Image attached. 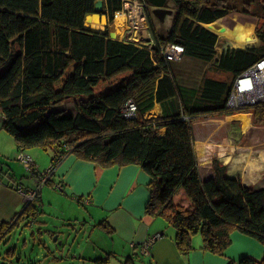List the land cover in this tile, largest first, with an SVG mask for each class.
Here are the masks:
<instances>
[{
	"label": "trees",
	"instance_id": "trees-1",
	"mask_svg": "<svg viewBox=\"0 0 264 264\" xmlns=\"http://www.w3.org/2000/svg\"><path fill=\"white\" fill-rule=\"evenodd\" d=\"M95 1L0 0V128L16 151L49 149L50 163L72 153L102 167L138 165L148 175L145 212L176 229L183 253L199 233L201 249L223 254L231 227L264 248V187L243 185L218 160L202 182L192 132L201 115L233 113L225 109L232 79L264 56L262 28L255 29L261 45L218 53L217 35L206 25L232 12L264 24V0H170L175 12L163 38L148 17L151 45L83 29ZM102 4L112 20L123 0ZM164 41L180 45L181 57L230 73L231 81L177 79L161 53ZM128 101L135 106L130 118L122 111ZM156 103L161 114L146 117ZM246 109L263 119L264 103ZM37 204L24 201L23 211L33 207L35 216ZM237 264H264V250L259 260L245 256Z\"/></svg>",
	"mask_w": 264,
	"mask_h": 264
},
{
	"label": "crops",
	"instance_id": "crops-1",
	"mask_svg": "<svg viewBox=\"0 0 264 264\" xmlns=\"http://www.w3.org/2000/svg\"><path fill=\"white\" fill-rule=\"evenodd\" d=\"M166 3L169 4L171 1L166 0ZM132 4L135 5V2L133 1ZM129 7L128 4L126 6L128 14H130ZM121 10L117 11L115 15ZM151 15L153 19L154 15ZM169 15L171 14H166L163 21H160L154 16V21L159 20L158 22L162 26H167L165 28L166 32L171 26V21L168 22L165 20V17ZM253 25L254 24H252V26ZM143 26L144 25L139 23V26L136 28L138 32L134 33L131 31L129 35L134 36V38L135 36H137L136 38L140 37V30L143 32L145 31ZM126 30L127 27L123 30L124 37L122 39L129 36ZM166 32L161 33L157 31L159 35H165ZM118 40H121V37H119ZM231 48L237 47L233 46ZM233 80L229 88H231ZM156 105L158 112L151 115L152 112L150 111L153 110ZM151 110L146 113V117L161 114L159 103H156ZM240 114L245 115L242 112H233L227 114L225 118H227V121L233 122L232 116ZM194 121L193 124H198L199 122L197 120ZM213 121H217V119H206L208 123ZM252 128L255 130H252ZM249 130H251L252 133L256 132L259 134L258 138L255 139L258 140L257 142H253L255 135L251 136L253 140L251 144L247 143V140H245V142L237 141L243 136L239 128H231V136L228 135L225 141L219 142H215L211 139V130L201 131L205 134V137L203 140L199 141L198 145L200 147L197 148L195 145L196 148H194L200 178L208 179L212 177L213 170L211 168V162L213 160H218L226 166V174L228 176L238 177L245 186H259L263 188L264 183L256 186L254 183L264 182V146H261L264 144V126L250 125ZM2 131L4 130L0 128V132ZM261 135L263 136L260 137ZM3 139H5V136H0V143ZM13 143L16 151L15 142L13 141ZM36 147L47 152L49 160L51 159L52 152L49 149L45 150L40 146ZM29 149L30 148H27L22 151L31 157L33 168H37L38 164H42L46 159V157H44L45 154H42L38 149H33L34 151L32 150V153ZM197 151L201 152V158L197 156ZM60 161L51 180L42 185L40 191H37L38 197H34L35 201L38 203L37 205H39V211L44 212L40 217L49 219L47 220V224L42 226L45 228L53 225L58 226L56 224L57 221L62 219L68 221L67 224H63L66 231L65 236L68 235L67 239L70 238L71 234L74 232L75 235L73 238L79 236L80 231L78 232L76 226L79 224L81 229L85 232L82 236V241L87 243L89 241H100V238L93 236V232L101 229L104 231L103 235L105 240L110 241V243L106 246L94 248L91 252H88L86 248L81 250H70L68 252L60 250V258L58 257L59 259L56 258V261L49 262L48 260L43 262L42 260L34 258H29L27 261L16 258V261H14V255H10L11 257L9 260V254L13 251L12 247H10L4 255L0 250V259L5 261L1 264H54V262H58L57 260L65 262L69 259H71V261L66 264H237L240 257H254L252 255H255L253 250L241 245L237 247V250L241 251L238 256H236L234 252L232 254L229 252L228 254L211 253L201 249V245L199 249L194 251L191 250L192 247L187 253L181 252L175 243V236L172 237L171 233H169V235L164 233L163 229L165 227H163L162 221L165 222V218L159 215H150L145 212V205L149 196L147 187L148 175L136 164L102 167L88 161L80 160L72 153H67ZM85 164H91L93 167H86ZM249 170H251V172H249ZM5 178H7L6 183L3 182ZM23 178L24 179H16L14 176L9 175V172H5L4 167L0 163V237L5 234L6 224L18 213L23 205L21 202V197L23 196L16 191V187L22 186L25 190L35 189V174L24 175ZM105 188L108 196L100 204L103 207H111L109 208L111 211L108 214H104L97 225L92 226L88 223L93 222L95 217L94 213L92 210H83L78 204L84 206L89 205L92 200L99 198L98 194ZM85 199H88L89 203L85 204ZM109 204L112 205L108 206ZM34 211L35 209L30 207L23 220L24 224L29 222L27 216L32 218ZM81 216L84 217L82 223L79 222ZM86 217L90 218L91 221L87 222L85 220ZM28 224L27 226L33 225ZM36 225L38 226V224ZM89 229L91 233L87 237L86 233ZM54 230L55 232L51 234L52 237L54 234L58 233L57 229ZM60 230H62V228H60ZM157 234L160 235V237L154 239ZM58 236L57 234V238L54 242L58 240ZM235 236L245 238V235L240 233H236ZM150 239H153V242L147 249L148 253H142L141 247L148 244ZM131 243L135 245L132 246ZM198 243L201 244L200 241H198Z\"/></svg>",
	"mask_w": 264,
	"mask_h": 264
},
{
	"label": "rangeland",
	"instance_id": "rangeland-1",
	"mask_svg": "<svg viewBox=\"0 0 264 264\" xmlns=\"http://www.w3.org/2000/svg\"><path fill=\"white\" fill-rule=\"evenodd\" d=\"M127 1L124 2L123 0V7L122 10L120 11L122 16L124 17L123 20H118V14L115 16V13L113 15V19L112 21L106 25L109 29V31L114 30L116 31L119 28L120 23L122 22L124 23V26H126L127 24V20L130 21V30L134 33L138 32L137 29H135L136 27L139 26V23L144 25V29L145 31L143 32L141 31V36L138 37V41L140 42L141 39L145 40L147 38L146 43L150 42V36L151 34L149 32L148 29V23L146 21V19L141 18V15L139 14V12L137 11L136 7H129L130 8V14L127 13V11H124L123 9L126 8L127 6ZM171 8L174 9V5L171 2L170 3ZM174 12V11H173ZM172 13V12H171ZM234 13V12H232ZM151 15V14H150ZM131 18V19H130ZM147 18V17H146ZM172 14L169 15L168 17H165V20L168 22H172ZM254 25L250 27L249 29V33L250 36L252 37L250 45L248 46H244L243 48H247V47H253L256 45H261V40L259 38H257V33L255 32V29L258 28H262V30L264 31V24L263 23V19H259L257 20L256 18ZM159 21V20H158ZM157 20L154 21V16L152 19V22L154 24V29L156 31H159L161 33H165L166 30L165 28L167 26H162ZM168 24V23H167ZM171 25V24H170ZM217 29L219 30V28H224V26L220 25L219 23H215ZM147 26V27H146ZM262 26V27H261ZM104 28V27H103ZM102 28V29H103ZM123 33V31H122ZM215 34L217 35L218 38V46H217V51L218 53H220L222 51V49L224 47H227L228 45L226 44V41H231L232 40L228 37V36H223L221 34H218L217 32H215ZM137 35V34H136ZM163 35V34H161ZM119 37H121V39L124 37L123 34H121ZM119 37H117L116 39H118ZM137 37V36H136ZM124 40V39H123ZM145 42V41H144ZM233 45V44H232ZM234 47H237L235 45H233ZM169 65L171 68L174 69V71L176 72V78L179 80H183L185 82H198L201 78L203 77H210V78H214V79H223L225 81H231L232 79V75L230 73H225L223 71H220L218 69H216L215 66H213L212 63H203L200 62L196 59L193 58H186L183 57L179 60H173V61H169ZM122 75H118L116 77V79H112L114 81L118 80L119 78H121ZM233 80V79H232ZM157 105L155 106V108L152 110L151 115H153L154 113L158 112L156 109ZM63 108H67V109H71V106L69 103H65ZM238 112H242L245 115H234L232 116V119L234 120L232 121H227V118H225V113H212V114H205V115H201L199 117H197V121L198 124H193L192 122V132H193V147H195V145L198 147H200L199 141L203 140L205 137V134L202 133L201 131L203 130H211V139L215 142H219V141H225L226 137L230 134L231 128H239L241 129L243 136L241 138H239L237 141H243L245 142V140H247V143L251 144V141H253L251 139V136L255 135V138H258L259 134L256 132H251V130H249L250 125L253 126H264V116L263 119L260 121L257 118L253 117L252 112L248 111V109H244L242 111H238ZM248 116H247V115ZM209 118H216L217 121H213V122H206V119ZM230 119V118H228ZM195 122V121H194ZM246 123V124H245ZM252 127V126H251ZM252 130H255L252 128ZM0 136H5V139H3L0 143V163L1 165L4 167V171L5 172H9V175L14 176V178L16 179H24V175L27 176L29 174H32L31 171L27 170L25 168V166L19 162L17 159L15 160V156H16V151H15V147H14V143H13V138L10 134H8L5 131L0 132ZM263 135H261L260 137H262ZM240 137V136H239ZM261 146H264L261 145ZM33 149H38L42 154L44 153L46 157V159L42 162V164H38L37 167V171L34 170L33 173H39L45 169H47L50 166V160H49V156L47 152H44L42 149L33 146L30 147L29 151ZM34 151V150H33ZM33 153V152H32ZM197 156H199V158H201L202 156L200 155L201 152L197 151ZM249 160V159H248ZM198 165V164H197ZM86 167H93V165L91 164H85ZM249 172H251V170H249ZM29 173V174H28ZM199 173V171H198ZM4 183L7 182V178L4 179L3 181ZM264 182H257L254 183L255 186L256 185H260L263 184ZM99 198L92 200L91 203L87 206H84L82 204H78L80 206V208H82L83 210H92V212L94 213L95 217L93 219V222H90L91 219L86 217L85 220L87 222H90L88 224H91L92 226L97 225L100 220L103 218L102 216L104 214H108L111 209V207H103L100 203L102 201H104L106 199L107 195V191L106 188L103 189L99 194H98ZM178 199V198H177ZM112 204H109L108 206H111ZM18 211V210H17ZM16 211V212H17ZM44 212L38 211L35 216H32V218L28 217V221H32V226L28 227L25 226L26 224L23 223V219L18 221L17 224H14L4 235H2L0 237V250L3 253V255L5 254V252H7V250L12 247L13 251L9 254L8 259L10 260V255H14V261H16L17 259H21L23 261H27L29 258L31 259H38V260H42L43 262H45L46 260L49 261H56V258H60V250H65L66 252L70 251V250H81L83 248H86L88 252H91L94 248H99L100 246H106L110 243V241L105 240V237L103 235L104 231L99 229L98 231L93 232V236L100 238V241H89L88 243L85 241H82V236L83 234H85V232L81 229V226L79 224H77V230L78 232L80 231V234L78 237L73 238V236L75 235V232L71 234L70 238H66V236L64 234H60L58 236V240L53 242V237L51 236L52 233L55 232L54 229H57L58 231L60 230V228H62V231L64 233H66L65 228L63 227V224H66L68 221L65 220H58L57 221V225L58 226H51L48 228L43 227L42 225L47 224V220H49L48 218H41L40 216L43 215ZM30 219V220H29ZM84 217L81 216V219L79 220L80 223H82ZM38 220H42L44 222H38ZM163 227H165L164 233L166 235H169V233L172 234V237L175 236L176 234V229L170 225L166 220L165 222H163ZM38 224V226L36 225ZM32 228V230H31ZM97 228V226H96ZM39 229V231H38ZM45 229L47 230V232L45 231ZM33 231V232H32ZM41 231V233H40ZM91 233V230L89 229L88 232L86 233V236L88 237L89 234ZM236 233H240L242 235H245V238H239L236 237ZM175 239V238H174ZM230 244L227 246V248L224 250V254H228L229 253H236V256H238L239 250H237V247H239V245L241 246H245L247 248H249L250 250H253V253L256 255H252L254 256L253 258L259 260L262 257L263 254V246L259 243V241L257 239H255L252 236L246 235L241 233L239 230H237V228H233L231 227L230 229ZM198 241H200L201 243V237L199 233H196L193 235L192 239H191V245H192V251L199 249V246L201 244L198 243ZM72 254V252H71ZM207 255H211V254H207ZM58 258V259H59ZM58 262H54V264H66L68 262L71 261V259H69L68 261H61V260H57ZM5 261H3L2 259H0V263H4ZM15 263V262H14Z\"/></svg>",
	"mask_w": 264,
	"mask_h": 264
},
{
	"label": "built area",
	"instance_id": "built-area-1",
	"mask_svg": "<svg viewBox=\"0 0 264 264\" xmlns=\"http://www.w3.org/2000/svg\"><path fill=\"white\" fill-rule=\"evenodd\" d=\"M125 2V1H124ZM135 2V1H134ZM128 4V3H127ZM130 4V3H129ZM133 5L131 7H135ZM130 7V8H131ZM126 9V8H125ZM127 11V9H126ZM137 28V27H136ZM135 28V29H136ZM130 28L127 27L126 32H130ZM163 57L168 61L179 60L182 53V47L178 44H169L166 45L162 50ZM264 103V56L259 59L256 63L239 73L233 80L231 88L228 92L225 109L232 112L242 111L248 107L263 104ZM135 106L131 101H128L123 108V115L126 118H130L134 115ZM16 159L21 162L25 168L32 173L37 171V168H33V161L31 157L23 151H17ZM59 160L53 161L49 168L33 173L36 176L35 189H23L22 186H17L16 191L23 196L24 201L34 199L37 196V191L40 188V185L45 182L46 178L49 176L51 170L57 164ZM85 204L89 203L88 199H85ZM160 237L156 235L154 239ZM153 242V239H150V242L141 247L142 253H148V247ZM134 246V243H131Z\"/></svg>",
	"mask_w": 264,
	"mask_h": 264
},
{
	"label": "bare ground",
	"instance_id": "bare-ground-1",
	"mask_svg": "<svg viewBox=\"0 0 264 264\" xmlns=\"http://www.w3.org/2000/svg\"><path fill=\"white\" fill-rule=\"evenodd\" d=\"M118 15H119L118 20H123L124 17L122 16V14L118 13ZM93 19H94L93 20L94 22L90 24V27L92 29L102 31L104 22H102L99 25L97 24V20L95 16ZM254 22H255V19L253 17H247L246 15L239 14V13H228L218 18L216 21L212 22L213 26L209 27L206 25V27H209L212 31L217 32L218 34H221L223 36L225 35L228 36L232 40L233 45L237 47H244L252 43L251 39L248 41V40H245V37L247 35H250L249 29L252 26V24H254ZM119 23H120L119 28L115 31V34L117 35V37L123 34L122 31L126 29L123 21ZM215 23H219L220 25L224 26L223 30L221 31L218 30ZM150 112H152V110ZM255 139L256 138H254V141H253L254 143L258 141Z\"/></svg>",
	"mask_w": 264,
	"mask_h": 264
},
{
	"label": "water",
	"instance_id": "water-1",
	"mask_svg": "<svg viewBox=\"0 0 264 264\" xmlns=\"http://www.w3.org/2000/svg\"><path fill=\"white\" fill-rule=\"evenodd\" d=\"M148 2L149 5L152 6V9H151V12L153 15H155L160 21H163V18L166 14H171V10L167 9V3H166V0H146ZM102 0H96L95 3H94V11L92 13H88L84 16V19H83V25H82V28L85 29V30H90V31H100V30H95V29H92L90 27V24L92 22H94L93 18L94 16L96 17V20H97V24H101L102 22H104L103 24V29H105L107 32H108V36L109 38L111 39H116L117 38V35L115 34V31L114 30H111L109 31L108 27L106 26L107 25V17L105 15V10L103 9V6H102ZM124 11H126V9L124 8L123 9ZM120 13V12H119ZM116 16V15H115ZM207 26L211 27L213 26L212 23H209L207 24ZM209 27H207V29H209L210 31H212ZM102 29V31L100 32H104ZM219 30H223V28H219ZM214 32V31H212ZM215 33V32H214ZM252 37L250 35H247L245 37V40H250ZM143 41H147V38ZM226 44L229 46V47H233V43L231 41H226ZM181 120H183V117H181ZM59 163L55 164V166L53 167V169L51 170L49 176L46 178L45 180V183H48L50 180H51V177L52 175H54L55 173V170L56 168L58 167ZM49 168V167H48ZM201 179V178H200ZM207 179H201L202 182L206 181ZM21 202L23 204L24 200L23 198H21ZM24 205H22V207L19 209V215L23 212V210L25 209V206L23 207ZM38 222H44L42 220H38ZM29 223V224H28ZM27 224L28 225H31L32 224V221L28 222ZM27 224L25 226H27ZM67 224V223H66ZM65 225V224H64ZM63 225V226H64ZM30 227V226H28ZM45 231L47 232V230L45 229ZM41 233V231H40ZM58 235L60 234H64L65 233L62 231V230H59ZM68 237V235L66 236V238ZM57 238V235H54L53 237V240H55ZM54 242V241H53ZM60 254H61V251H60ZM59 254V255H60Z\"/></svg>",
	"mask_w": 264,
	"mask_h": 264
},
{
	"label": "flooded vegetation",
	"instance_id": "flooded-vegetation-1",
	"mask_svg": "<svg viewBox=\"0 0 264 264\" xmlns=\"http://www.w3.org/2000/svg\"><path fill=\"white\" fill-rule=\"evenodd\" d=\"M124 1H127V3L129 4V6L131 7L132 6V2L133 1H135V7H136V9H137V11L139 12V14L141 15V18H144V19H146V21H147V23H148V17L149 16H151V18H152V15H150V14H152V12H151V8H152V6L151 5H149L148 4V2L146 1V0H124ZM150 6H151V8H150ZM167 9H169V10H171L172 11V18H173V15H174V12H175V10H173V8H171V6H170V3L169 4H167ZM175 9V8H174ZM105 10V9H104ZM174 11V12H173ZM105 15H106V17H107V25L112 21V20H110V17H109V15H108V13H107V10H105ZM155 16V15H154ZM147 17V18H146ZM171 24H172V22H171ZM148 25V29H149V23L147 24ZM126 27H129L130 28V21H128L127 20V24H126ZM147 27V26H146ZM171 27V26H170ZM170 29V28H169ZM131 32V31H130ZM130 32H128V35H129V33ZM149 32H150V29H149ZM155 32L157 33V31L155 30ZM167 33V32H166ZM150 34H151V32H150ZM158 34V33H157ZM159 35V34H158ZM160 37H164V35H159ZM125 40H127V41H135V42H138V43H140V44H147V45H151L152 44V42H153V38H152V35L150 36V41L151 42H149V43H146V41L144 42L143 41V39H141L140 40V42L138 41V38H134L133 36H131V35H129V36H127L126 38H125ZM170 43L169 42H166V41H164V44H163V46L161 47V52H162V50H163V48L166 46V45H169ZM218 46V45H217ZM228 48H231V47H229V46H227V47H224L223 49H222V51H225L226 49H228ZM182 57H180V59H181ZM211 168H212V165H211ZM18 213H19V211H18ZM18 213H16V215L7 223V226H9V227H12L14 224H17L18 223V221H20V220H24V218H25V216H26V213L23 211L18 217H17V215H18Z\"/></svg>",
	"mask_w": 264,
	"mask_h": 264
},
{
	"label": "clouds",
	"instance_id": "clouds-1",
	"mask_svg": "<svg viewBox=\"0 0 264 264\" xmlns=\"http://www.w3.org/2000/svg\"><path fill=\"white\" fill-rule=\"evenodd\" d=\"M183 120H184V118H183ZM17 152V151H16ZM53 161H56V160H53ZM52 161V162H53ZM61 161H59L58 163H60ZM51 164V163H50ZM200 177V176H199ZM45 184V182L44 183H42L41 185H40V188H39V190H38V192L40 191V189H41V187H42V185H44ZM36 197H38V195L36 196ZM21 198H23V197H21ZM35 200V199H34ZM85 201V200H84ZM19 216V214L17 215V217ZM11 227H9V226H7V224H6V229H5V233L10 229ZM5 259V258H4ZM1 264V263H0Z\"/></svg>",
	"mask_w": 264,
	"mask_h": 264
}]
</instances>
